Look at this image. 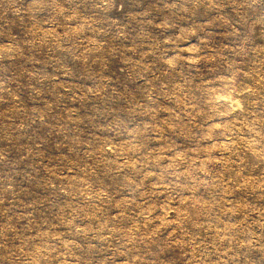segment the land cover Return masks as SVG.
I'll return each instance as SVG.
<instances>
[{
  "label": "rangeland",
  "instance_id": "obj_1",
  "mask_svg": "<svg viewBox=\"0 0 264 264\" xmlns=\"http://www.w3.org/2000/svg\"><path fill=\"white\" fill-rule=\"evenodd\" d=\"M0 264H264V0H0Z\"/></svg>",
  "mask_w": 264,
  "mask_h": 264
}]
</instances>
